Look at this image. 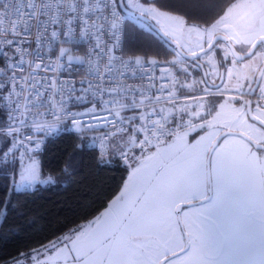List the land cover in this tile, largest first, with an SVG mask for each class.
Returning a JSON list of instances; mask_svg holds the SVG:
<instances>
[{
    "label": "snow or ice",
    "instance_id": "1",
    "mask_svg": "<svg viewBox=\"0 0 264 264\" xmlns=\"http://www.w3.org/2000/svg\"><path fill=\"white\" fill-rule=\"evenodd\" d=\"M62 133L127 179L13 264H264V0H0V217Z\"/></svg>",
    "mask_w": 264,
    "mask_h": 264
},
{
    "label": "trees",
    "instance_id": "2",
    "mask_svg": "<svg viewBox=\"0 0 264 264\" xmlns=\"http://www.w3.org/2000/svg\"><path fill=\"white\" fill-rule=\"evenodd\" d=\"M129 27L143 33L144 39L150 38L146 28L135 23ZM73 143L74 136L70 133H62L55 139L48 138L42 158L43 166L58 177V182L38 186L26 203H19L16 209L9 207L6 217H0V264L84 224L119 193L128 171L119 163L98 164L95 150H80L71 177L61 176L60 170L68 154L73 151ZM6 183L0 180V192L5 190L3 186ZM24 200V196L19 197V201Z\"/></svg>",
    "mask_w": 264,
    "mask_h": 264
},
{
    "label": "crops",
    "instance_id": "3",
    "mask_svg": "<svg viewBox=\"0 0 264 264\" xmlns=\"http://www.w3.org/2000/svg\"><path fill=\"white\" fill-rule=\"evenodd\" d=\"M124 184V183H123ZM123 187V186H122ZM120 192V191H119ZM119 194V193H118ZM117 194V195H118ZM30 252V251H29ZM13 261H14V259L13 260H11V261H9V262H7V263H5V264H13Z\"/></svg>",
    "mask_w": 264,
    "mask_h": 264
},
{
    "label": "rangeland",
    "instance_id": "4",
    "mask_svg": "<svg viewBox=\"0 0 264 264\" xmlns=\"http://www.w3.org/2000/svg\"><path fill=\"white\" fill-rule=\"evenodd\" d=\"M140 26H142V27H144V28H145V26H144V25H140ZM126 179H127V178H126ZM114 198H115V197H114ZM112 199H113V198H112ZM112 199H111V200H112ZM109 202H110V201H109ZM106 207H107V206H106ZM102 211H103V210H102ZM85 223H86V222H85ZM66 233H67V232H66ZM61 235H62V234H61Z\"/></svg>",
    "mask_w": 264,
    "mask_h": 264
},
{
    "label": "built area",
    "instance_id": "5",
    "mask_svg": "<svg viewBox=\"0 0 264 264\" xmlns=\"http://www.w3.org/2000/svg\"><path fill=\"white\" fill-rule=\"evenodd\" d=\"M50 138V137H49Z\"/></svg>",
    "mask_w": 264,
    "mask_h": 264
}]
</instances>
